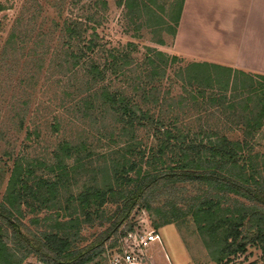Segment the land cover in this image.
Segmentation results:
<instances>
[{"label": "trees", "instance_id": "obj_1", "mask_svg": "<svg viewBox=\"0 0 264 264\" xmlns=\"http://www.w3.org/2000/svg\"><path fill=\"white\" fill-rule=\"evenodd\" d=\"M116 2L135 32L167 28L174 37L185 0L169 11L160 0ZM91 6L99 13L108 10L106 0ZM91 6L90 17H83L84 11L82 17L65 16L60 8L57 14L68 58L82 67L91 85L82 105L91 115L97 105L101 109V144L64 140L53 158L34 161L37 170L18 159L7 202L36 213L62 210L58 192L74 180L71 169L79 172L102 159L109 174L97 169L101 183L96 180L71 197L68 204L77 202L79 213L75 210L65 222L57 213L55 224L53 215L38 217L32 221L38 231L0 205V264H25L32 255L42 264H91L112 237L117 239L110 246H115L133 231L129 223L136 209L159 214L156 229L195 224L199 235L209 239L207 250L216 264L247 253L251 244L264 256V165L255 151L264 129V75L208 62L183 66L178 55L149 46L141 55L133 42L109 47ZM155 43L166 44L162 37ZM192 111L201 114L194 121L198 128L191 118L183 119ZM95 222L109 227L95 243L79 247L82 227Z\"/></svg>", "mask_w": 264, "mask_h": 264}, {"label": "rangeland", "instance_id": "obj_2", "mask_svg": "<svg viewBox=\"0 0 264 264\" xmlns=\"http://www.w3.org/2000/svg\"><path fill=\"white\" fill-rule=\"evenodd\" d=\"M97 1L0 0V205L5 204L11 208L15 217L32 231H38L32 224L38 217L42 220L45 215H53L54 221L51 223L55 224L57 213L61 214L59 222L68 221L69 215L75 210L79 213L81 210L75 204L77 202L68 204L71 197H76L84 188L96 184V180L101 183L102 175L97 174V169L100 171L102 168L109 174L108 170L103 168L107 166L102 159L93 164L87 163L88 165L81 167L79 172L71 169V177H75L74 180L62 185L58 192L59 203L56 204L62 210L53 208L36 213L27 205L21 206L17 203L14 208L7 202L13 189L11 182L18 159L31 169L33 164L37 170L35 162L53 158L57 153L58 144L64 140L70 143L89 141L88 143H93L94 146L101 144V109L97 105L91 115L82 105L91 85L84 76L82 67H75L74 61L68 58L62 20L57 14V8H60L65 16H80L84 11L83 17H90L89 7ZM106 1L108 10L105 13L97 12V8L93 6L91 8L93 14L99 13L98 17L96 16L97 21L102 23L99 34L105 42H110L109 47L120 48L133 42L139 46L141 55L146 52L145 47L149 46L167 54L178 55L184 61L183 66L193 62H208L264 75L262 60L260 57L250 56L245 43L231 42L226 45V48L230 47L232 50L231 53L225 52L226 55L223 52L218 55L210 54L208 46L203 44L197 47L199 43L194 48L185 47L186 51H181L178 47V51L175 50L178 28L174 37L166 32L167 28H163L164 32L148 28L135 32L133 26L125 20V10L118 7L116 0ZM180 2L181 0H160L161 6L167 7L168 11L171 5L177 6ZM103 14L105 15L102 19ZM164 17L166 22L170 23V19ZM160 37L165 40L164 46L155 43ZM135 58L138 56L135 55ZM185 115L187 117L183 119L191 118L193 125L201 114L192 111ZM198 125L195 123L193 126L198 128ZM237 135L231 137L237 138ZM102 143L107 144V141L103 140ZM255 151L259 155V165H264V129L259 134ZM187 189L190 193V188ZM189 193L186 192V195L189 196ZM154 205L156 206V203ZM66 207L68 210L63 211ZM110 209L114 212L116 208ZM131 217L129 224L133 226L134 231H156L161 238V242L154 243L149 249L152 264H216L211 261L207 250L209 239L199 235L195 224L185 223L181 227L169 225L156 229L155 226L161 222L160 216L146 209L134 210ZM108 227H101L96 222L93 226L84 225L78 246L82 248L95 243L97 237ZM9 232L12 233L11 230ZM111 241L106 243V247ZM228 259L222 264H264V256L256 244L248 246L247 253ZM227 261L230 262L226 263ZM25 264L42 263L32 255ZM91 264L108 263L102 254Z\"/></svg>", "mask_w": 264, "mask_h": 264}, {"label": "crops", "instance_id": "obj_3", "mask_svg": "<svg viewBox=\"0 0 264 264\" xmlns=\"http://www.w3.org/2000/svg\"><path fill=\"white\" fill-rule=\"evenodd\" d=\"M231 42L245 43L249 55L264 64V0H185L175 50L199 43L210 54L226 55Z\"/></svg>", "mask_w": 264, "mask_h": 264}, {"label": "built area", "instance_id": "obj_4", "mask_svg": "<svg viewBox=\"0 0 264 264\" xmlns=\"http://www.w3.org/2000/svg\"><path fill=\"white\" fill-rule=\"evenodd\" d=\"M161 238L156 231L133 230L118 240L115 246L104 250V259L108 264H152L149 249Z\"/></svg>", "mask_w": 264, "mask_h": 264}]
</instances>
